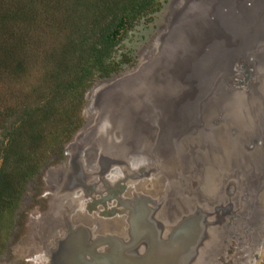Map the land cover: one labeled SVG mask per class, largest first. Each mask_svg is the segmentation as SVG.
Returning <instances> with one entry per match:
<instances>
[{"label": "rangeland", "instance_id": "obj_1", "mask_svg": "<svg viewBox=\"0 0 264 264\" xmlns=\"http://www.w3.org/2000/svg\"><path fill=\"white\" fill-rule=\"evenodd\" d=\"M123 52L0 264H264V0H163Z\"/></svg>", "mask_w": 264, "mask_h": 264}, {"label": "trees", "instance_id": "obj_2", "mask_svg": "<svg viewBox=\"0 0 264 264\" xmlns=\"http://www.w3.org/2000/svg\"><path fill=\"white\" fill-rule=\"evenodd\" d=\"M163 0H0V255L28 182L80 126L97 78L132 64L116 53ZM132 62V63H131Z\"/></svg>", "mask_w": 264, "mask_h": 264}, {"label": "bare ground", "instance_id": "obj_3", "mask_svg": "<svg viewBox=\"0 0 264 264\" xmlns=\"http://www.w3.org/2000/svg\"><path fill=\"white\" fill-rule=\"evenodd\" d=\"M162 56V55H161ZM165 56V55H164ZM160 57V56H159ZM161 58V57H160ZM158 65H159V63H158ZM153 74V73H152ZM190 235V234H189ZM187 239V238H186Z\"/></svg>", "mask_w": 264, "mask_h": 264}]
</instances>
